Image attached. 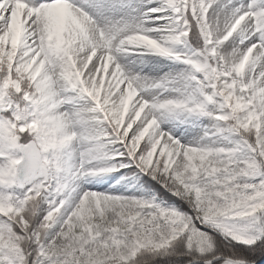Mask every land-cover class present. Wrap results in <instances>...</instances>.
Wrapping results in <instances>:
<instances>
[{"label": "snow or ice", "instance_id": "1", "mask_svg": "<svg viewBox=\"0 0 264 264\" xmlns=\"http://www.w3.org/2000/svg\"><path fill=\"white\" fill-rule=\"evenodd\" d=\"M0 264H264V0H0Z\"/></svg>", "mask_w": 264, "mask_h": 264}]
</instances>
